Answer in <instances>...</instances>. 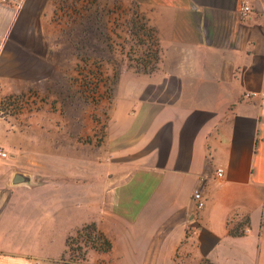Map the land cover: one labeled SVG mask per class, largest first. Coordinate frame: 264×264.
<instances>
[{
	"label": "crops",
	"instance_id": "0c3cea01",
	"mask_svg": "<svg viewBox=\"0 0 264 264\" xmlns=\"http://www.w3.org/2000/svg\"><path fill=\"white\" fill-rule=\"evenodd\" d=\"M134 1L160 48L141 95L151 100L136 112L147 122L132 123L140 132L123 154L134 163L96 173L88 156L80 183L78 159L33 160L25 130L0 120V264H68V239L91 223L112 248L88 252L90 263L264 264V0ZM58 2H0V96L46 66ZM31 161L65 165H47L36 182Z\"/></svg>",
	"mask_w": 264,
	"mask_h": 264
},
{
	"label": "rangeland",
	"instance_id": "374dc122",
	"mask_svg": "<svg viewBox=\"0 0 264 264\" xmlns=\"http://www.w3.org/2000/svg\"><path fill=\"white\" fill-rule=\"evenodd\" d=\"M53 21L43 35L46 66L24 90L0 96V120L25 130L31 159H78L82 183L88 156L94 155L96 173L134 163L135 155L123 154L140 132L132 123L147 122L136 112L151 100L141 95L157 69L159 42L134 0H59ZM56 163L65 165L43 161L36 168L31 161L26 171L39 182L38 171ZM91 224L68 239V264H102L88 262V252L110 251L105 239L111 240Z\"/></svg>",
	"mask_w": 264,
	"mask_h": 264
},
{
	"label": "built area",
	"instance_id": "2783aa9c",
	"mask_svg": "<svg viewBox=\"0 0 264 264\" xmlns=\"http://www.w3.org/2000/svg\"><path fill=\"white\" fill-rule=\"evenodd\" d=\"M18 0H0V2L2 3H9V2H16ZM241 15L246 18L249 16L250 12H251V7L247 4L242 5L241 6ZM8 157V152L6 150H4V148L0 145V159L1 158H6ZM217 173L219 176L223 175V169L222 168H218L217 169ZM193 199L196 203V207L198 209H203L206 206L207 203V198L205 197V195L202 193V191L200 190H195L194 194H193Z\"/></svg>",
	"mask_w": 264,
	"mask_h": 264
},
{
	"label": "trees",
	"instance_id": "16d2710c",
	"mask_svg": "<svg viewBox=\"0 0 264 264\" xmlns=\"http://www.w3.org/2000/svg\"><path fill=\"white\" fill-rule=\"evenodd\" d=\"M246 222H247V221H246ZM246 222L244 221V222H242V223H238L234 228H230V233H231L232 235H242V234H244V232L242 231L241 228H242V226H243ZM90 225H93V224H88V225L84 226L82 229H85L86 227H89ZM81 231H82V230H81ZM105 242H106V245H107L106 250H107V251L111 250V248H112V243H110V241H109V240H106V239H105ZM200 264H214V263L211 262L209 259L204 258V259L201 261Z\"/></svg>",
	"mask_w": 264,
	"mask_h": 264
}]
</instances>
